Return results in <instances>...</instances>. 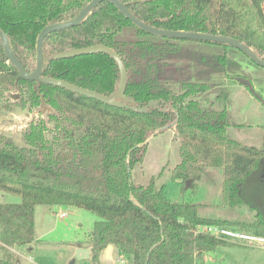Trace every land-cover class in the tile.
Here are the masks:
<instances>
[{
	"label": "trees",
	"instance_id": "obj_1",
	"mask_svg": "<svg viewBox=\"0 0 264 264\" xmlns=\"http://www.w3.org/2000/svg\"><path fill=\"white\" fill-rule=\"evenodd\" d=\"M89 1L0 0V29L26 72L35 67L40 31L72 18ZM142 1L121 0L134 16L153 27L232 37L264 60V0ZM186 41L193 44L185 45ZM94 45L113 49L123 61L125 95L135 107L151 101L158 106L138 113L41 84L40 93L50 111L25 128L24 146L0 134V191L20 197L19 203H0V246L14 249L34 242L38 205L71 206L98 217L89 238L93 264H100L99 256L108 245L128 264H204L206 254L232 244L200 231L209 225L264 238V203L245 196L247 185L254 181L253 188L264 196V126L260 147L230 138L228 90L210 81L215 74L228 75L231 53L243 56L259 71L264 69L224 44L147 34L113 5L102 2L81 25L45 38L42 75L112 95L119 73L108 55L54 58ZM191 45L217 52L189 53ZM243 78L253 85L251 79ZM256 82L254 89L264 105L263 80ZM34 85L19 77L0 42V98L13 89L19 93L16 106L38 108ZM176 120L180 162L171 179L186 187L187 181L194 185L201 180L204 168L221 169L224 204L247 207L254 212L252 220L212 218L198 212L199 204L172 203L165 186L157 185L155 178L146 186L133 184L131 171L143 162L147 140ZM16 260L0 254V264H16Z\"/></svg>",
	"mask_w": 264,
	"mask_h": 264
},
{
	"label": "rangeland",
	"instance_id": "obj_2",
	"mask_svg": "<svg viewBox=\"0 0 264 264\" xmlns=\"http://www.w3.org/2000/svg\"><path fill=\"white\" fill-rule=\"evenodd\" d=\"M184 44L193 43L186 41ZM192 50L217 52L198 45H191L189 53H192ZM230 57L232 64L227 70L228 75L215 74L210 79L216 86H224L228 90L227 135L244 145L260 147L264 126V105L236 78L246 76L251 79L254 88H257L256 80H263L264 84V72L249 65L239 54L231 53ZM230 76L233 77L232 80ZM18 94L11 89L0 98V134L12 139L21 147L24 146L22 133L28 124L31 121L44 119L50 109L42 106L38 108L27 106L21 109L15 105ZM213 97L211 93L210 99L212 100ZM47 136L51 138V134L47 133ZM179 146L174 128L165 129L150 137L143 162L131 171L133 184L146 186L152 178H155L157 185L165 186L167 198L172 203L199 204L201 207L198 212L212 218L252 220L254 212L247 207L229 208L224 204L221 195V169L204 168L205 174L201 180L194 185L191 182L189 187H183L180 181L171 179L172 170L180 162ZM254 182L247 185L244 195L251 202L264 203V196L253 188ZM19 201V196L0 191V203H19ZM61 213L65 214L64 218L58 217ZM34 219V242L31 245L16 247L13 251L0 246L2 257L8 260L19 259V264H70L72 261L73 264H93L89 238L94 223L98 221L96 215L71 206L38 205L35 208ZM228 241L232 242L230 246H219L206 254L204 264H264V245L234 239ZM79 249L88 252L89 256L77 258ZM110 255H112L111 259H105L104 254H100V264H128V261L120 257L117 251H112Z\"/></svg>",
	"mask_w": 264,
	"mask_h": 264
},
{
	"label": "water",
	"instance_id": "obj_3",
	"mask_svg": "<svg viewBox=\"0 0 264 264\" xmlns=\"http://www.w3.org/2000/svg\"><path fill=\"white\" fill-rule=\"evenodd\" d=\"M148 0H143L142 3ZM102 2H107L114 6V8L127 20H129L136 28L139 30L150 34L152 36L167 38V39H178V40H192L199 42H212L219 43L230 46L242 54H244L253 64L264 69V60L261 59L257 53L244 44L243 42L228 36L222 35H213L208 33L201 32H188V31H173V30H165L161 28L153 27L147 23H144L140 19L130 12L126 5H124L121 0H90L75 16L69 18L67 20L54 22L46 25L38 34L35 43V67L31 72H26L20 62V60L15 55L13 48L11 46L10 40L8 36L0 29V42L3 49V52L8 60V63L11 64L15 70L17 71L19 77L25 81L35 82L33 87L34 92L39 96L40 106L46 107L44 96L40 93L41 84H48L63 88L69 92H72L77 95L85 96L101 103L107 104L109 106L117 107V108H125L138 113H146L149 108H157L158 102L151 101L147 105L137 108L135 107V102L128 98L125 95L126 83H127V71L125 65L118 54L111 48L104 45H94L83 48L72 49L54 56L55 59H67L73 58L81 55H90L96 53H104L108 55L115 63L118 73H119V82L117 86V90L110 96H104L98 94L96 92L77 87L75 85L69 84L65 81L44 77L43 74V65L45 60L44 55V41L45 38L54 32H60L64 30H68L73 27H77L81 25L86 18L94 11V9ZM236 80L242 85L246 86L250 93L262 101V98L259 94L256 93L252 83L241 77H237ZM47 108V107H46ZM177 120L156 131L152 136H154L159 131H163L165 129L174 128ZM151 136V137H152ZM150 139V138H149ZM148 139V140H149ZM148 140L146 143H148ZM128 173H130L129 167L127 168ZM191 181L186 182V187H189ZM113 250L112 245H108L106 250L104 251V258L109 259L110 254ZM88 257V252L79 249L77 252V258ZM72 261L70 264H73Z\"/></svg>",
	"mask_w": 264,
	"mask_h": 264
},
{
	"label": "built area",
	"instance_id": "obj_4",
	"mask_svg": "<svg viewBox=\"0 0 264 264\" xmlns=\"http://www.w3.org/2000/svg\"><path fill=\"white\" fill-rule=\"evenodd\" d=\"M58 217L64 218L65 214L64 213L58 214ZM200 231L207 233L213 237L221 238L225 240L234 239L241 242H256L261 245H264V238L262 237H256L244 232L231 230L221 226H216V225L203 226L202 228H200Z\"/></svg>",
	"mask_w": 264,
	"mask_h": 264
},
{
	"label": "crops",
	"instance_id": "obj_5",
	"mask_svg": "<svg viewBox=\"0 0 264 264\" xmlns=\"http://www.w3.org/2000/svg\"><path fill=\"white\" fill-rule=\"evenodd\" d=\"M8 250H10V251H13L14 249H12V248H7ZM112 251H116V249H113ZM112 258V255H110V259ZM17 261V263L19 264V262H20V260L19 259H17L16 260Z\"/></svg>",
	"mask_w": 264,
	"mask_h": 264
}]
</instances>
